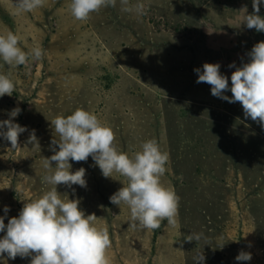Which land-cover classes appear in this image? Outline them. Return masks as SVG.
Wrapping results in <instances>:
<instances>
[{"label": "rangeland", "instance_id": "obj_1", "mask_svg": "<svg viewBox=\"0 0 264 264\" xmlns=\"http://www.w3.org/2000/svg\"><path fill=\"white\" fill-rule=\"evenodd\" d=\"M142 2V17L122 12L117 0L116 7L82 22L70 14V0H45L44 7L21 16L13 14L12 0H0V34L19 35L25 51L46 50L30 68L9 69L0 59V74L11 71L15 83L12 96L0 97V121L19 107L13 122L27 128L15 150L0 137V216L7 224L25 201L52 187L42 180L43 158L54 154L50 120L81 107L110 126L117 148L129 155L155 138L170 155L162 182L181 198L175 227L164 221L157 230H133L127 206L109 199L125 179L103 177L91 157L70 161L71 171L86 169L87 187L58 185L57 191L78 199L85 214H95V223L107 228L110 264H194L202 251L204 264H264V129L244 118L238 102L214 97L194 72L219 63L231 86L235 68L229 65L248 62L247 53L264 41V32L242 24L243 9L253 12L252 0ZM33 129L40 148L27 143ZM191 233L207 239L185 241ZM240 251L252 259L237 261ZM4 260L30 264V257L5 254L0 264Z\"/></svg>", "mask_w": 264, "mask_h": 264}, {"label": "clouds", "instance_id": "obj_2", "mask_svg": "<svg viewBox=\"0 0 264 264\" xmlns=\"http://www.w3.org/2000/svg\"><path fill=\"white\" fill-rule=\"evenodd\" d=\"M264 0H252L253 12L246 14L242 24L248 29L264 32V16L259 15ZM45 0H12L13 14L17 16L31 13L44 7ZM122 12L142 17L147 6L142 0H119ZM117 0H70L68 9L77 21L85 22L91 14L102 8L116 7ZM21 37L11 30L0 34V59L9 67L30 68L31 63L44 59L46 50L40 46L25 51L21 46ZM248 62L230 68L229 78L220 72L219 63H204L197 73V83L211 86V94L229 103L242 106L244 118H250L264 129V41L256 43L247 53ZM8 74H0V97L12 96L15 83ZM230 91L231 97L225 95ZM16 107L9 113L10 118L0 121V137L10 142L11 149L19 148L18 138L27 131L26 127L14 123L12 118L21 113ZM55 138L50 150L54 153L43 158L45 175L42 180L52 187L40 197L25 201L18 217H12L5 224L0 216V232L6 234L0 238V258L15 260L29 258L30 264H110L108 250L111 239L107 228L98 226L95 214L86 215L80 208L78 199H69L67 194L57 191L58 185L72 188L78 185L87 187L86 169L83 167L71 171L70 161L87 162L89 157L99 167L103 177L113 178V174L123 177L126 184L112 194L110 202L120 208L127 206L130 212L129 227L133 230H157L162 222L175 227L178 224L180 196L172 186L165 185L162 178L166 174L170 155L163 151L159 142L148 139L141 142L138 151L131 155L116 146L115 133L98 116L81 107L71 114L57 115L50 120ZM27 143L40 148L39 140L33 129ZM58 147V150H57ZM55 162V167H53ZM75 192V189H73ZM66 198H63L65 197ZM10 209L5 206L7 215ZM207 239L203 233L186 235L187 242ZM220 241L223 237L219 238ZM207 244V243H205ZM204 244V245H205ZM224 244L220 243L219 248ZM194 264H204L203 251L193 257ZM237 261H249L252 255L240 251ZM7 264V260L3 261Z\"/></svg>", "mask_w": 264, "mask_h": 264}, {"label": "trees", "instance_id": "obj_3", "mask_svg": "<svg viewBox=\"0 0 264 264\" xmlns=\"http://www.w3.org/2000/svg\"><path fill=\"white\" fill-rule=\"evenodd\" d=\"M259 227L261 228V230H263L262 235L264 236V224H259Z\"/></svg>", "mask_w": 264, "mask_h": 264}]
</instances>
